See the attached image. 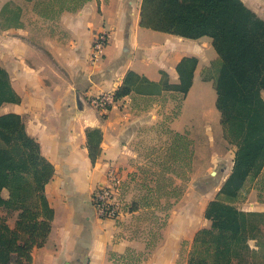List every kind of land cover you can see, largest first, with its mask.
<instances>
[{
    "label": "crops",
    "instance_id": "obj_1",
    "mask_svg": "<svg viewBox=\"0 0 264 264\" xmlns=\"http://www.w3.org/2000/svg\"><path fill=\"white\" fill-rule=\"evenodd\" d=\"M141 2L89 0L74 12L46 19L36 13L33 1L0 0V68L19 98L3 103L0 115H18L53 167L44 187L52 210L50 229L43 245L32 249L27 264H177L181 241H192L199 217L232 172L235 147L224 140L221 129L218 146H228L230 154L228 160L220 152L216 155L220 186L204 190L210 195L187 188L173 203L167 225L151 247L125 225V218L117 224L97 216L93 190L104 183L110 167L122 176L130 172L135 156L131 143L138 128L159 116L157 105L144 103L174 93L168 87L180 83L176 65L181 59L195 58L196 65L179 112L169 124L171 130L182 134L186 130L181 118L198 82L208 84L216 99L213 82L220 64L211 39H187L140 27ZM101 31L108 35L107 44L101 59L93 61V36ZM129 72L153 83L145 84V89L155 94L131 92L115 98L105 114L89 106L88 101L102 93L115 97ZM138 109L145 114H135ZM92 130L98 131L99 141L87 137ZM90 143L99 150L94 162L89 158ZM255 184L256 179H249L239 191L232 203L238 210L264 212ZM2 196L7 198V193ZM15 219V213L7 218L9 227ZM208 221L202 228L210 226Z\"/></svg>",
    "mask_w": 264,
    "mask_h": 264
},
{
    "label": "trees",
    "instance_id": "obj_2",
    "mask_svg": "<svg viewBox=\"0 0 264 264\" xmlns=\"http://www.w3.org/2000/svg\"><path fill=\"white\" fill-rule=\"evenodd\" d=\"M28 1L34 2L39 16L52 19L64 11H76L89 0ZM139 16L142 28L187 39L209 37L220 64L213 82L215 108L224 140L235 147L232 172L207 205L204 216L210 226L194 234L187 264H264V259L252 258L263 248L264 212L241 211L232 204L249 179H256L259 201L264 194V20L242 0H142ZM195 65V58L181 59L176 65L180 83L168 89L183 98ZM145 84L153 85L129 72L115 98L131 92L155 94ZM18 100L7 73L0 68V106ZM169 132L173 139L170 153L188 166L193 154L191 140L185 134ZM87 137L99 141L100 135L92 130ZM91 145L89 158L94 162L99 150ZM52 174V165L26 133L21 118L0 115V264H27L32 249L43 245L52 218L44 187ZM181 176L180 171L175 174L178 179ZM173 186L172 192L164 194L176 199L179 188ZM2 190L7 191V198ZM170 206L168 203L167 209ZM135 210L134 206L130 209ZM14 213L16 219L9 227L7 218Z\"/></svg>",
    "mask_w": 264,
    "mask_h": 264
},
{
    "label": "rangeland",
    "instance_id": "obj_3",
    "mask_svg": "<svg viewBox=\"0 0 264 264\" xmlns=\"http://www.w3.org/2000/svg\"><path fill=\"white\" fill-rule=\"evenodd\" d=\"M242 2L264 20V0H242ZM198 83L190 92L185 113L181 118V127H186L183 134L192 142L193 154L189 165L175 160L169 151L173 141L172 134L169 132L173 130L169 124L173 121L172 118L177 116L183 100L179 93H171L167 97L156 98L149 104L144 103L151 108L153 104L157 105L158 108L155 111L159 113V116L151 118L138 128L131 143L135 155L131 158L132 169L127 175H121L123 210L125 213L129 210L128 215H125V225L134 231L137 238L149 243L150 247L159 241L162 230L167 225L173 203L183 197L187 188L190 191L192 189L196 194L204 195L210 193L209 191L204 193V190L213 188L212 185L215 186L214 189L220 186L222 173L219 170L220 163L216 161L218 152L224 155L225 160L229 158L230 148L218 146L222 135L219 114L214 103L215 93L208 84ZM88 104L91 107L89 101ZM155 111L150 112L155 114ZM135 114L145 113L138 109ZM179 171L182 173L181 179L175 177ZM173 185L179 188L175 191L180 194L176 199L168 198L164 194L172 192ZM158 186H162L160 191H155V187ZM247 188H251V185L248 184ZM1 193L6 195L7 192L2 190ZM261 200L264 201V194ZM168 203H171V206L167 209ZM133 206L136 210L131 212L130 209ZM2 214L4 215L5 211ZM206 220L204 215L200 216L197 229H201ZM262 242L263 248L252 257L254 260L255 258L264 259V240ZM190 244L191 240L181 241L177 264H187ZM249 244L252 245V242L250 241Z\"/></svg>",
    "mask_w": 264,
    "mask_h": 264
},
{
    "label": "built area",
    "instance_id": "obj_4",
    "mask_svg": "<svg viewBox=\"0 0 264 264\" xmlns=\"http://www.w3.org/2000/svg\"><path fill=\"white\" fill-rule=\"evenodd\" d=\"M107 40L108 35L106 32L101 31L94 34L91 45V57L93 61L101 59ZM89 103L95 111L105 114L115 103V97L109 93H102L91 98ZM121 180L119 171L116 168L110 167L105 173L104 183L93 190L91 202L100 219L112 220L120 224L128 215L129 210L127 213L123 210L124 199L121 189Z\"/></svg>",
    "mask_w": 264,
    "mask_h": 264
}]
</instances>
